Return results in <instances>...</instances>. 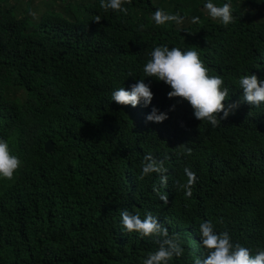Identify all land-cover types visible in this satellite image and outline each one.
Listing matches in <instances>:
<instances>
[{
    "label": "trees",
    "instance_id": "1",
    "mask_svg": "<svg viewBox=\"0 0 264 264\" xmlns=\"http://www.w3.org/2000/svg\"><path fill=\"white\" fill-rule=\"evenodd\" d=\"M60 1L31 16L29 1L0 0V139L20 160L0 178V264H142L164 237L124 231V209L154 216L180 245L169 264L207 255L206 220L250 254L264 249V103L243 102L237 84L264 79V0H213L230 4L228 25L204 0H125V13ZM157 10L178 22L156 23ZM157 45L197 51L228 88L229 115L199 121L169 86L144 78ZM138 78L148 106L111 101ZM152 107L167 118L146 121ZM148 163L157 170L141 176Z\"/></svg>",
    "mask_w": 264,
    "mask_h": 264
},
{
    "label": "clouds",
    "instance_id": "2",
    "mask_svg": "<svg viewBox=\"0 0 264 264\" xmlns=\"http://www.w3.org/2000/svg\"><path fill=\"white\" fill-rule=\"evenodd\" d=\"M124 2L125 0H100V7L125 13ZM203 8L207 10L210 18L218 19L224 25L230 24L234 18L228 2L217 6L213 0H204ZM153 19L156 23L178 22L177 16L164 14L160 10L153 13ZM148 57L142 67L144 78L152 77L169 86L170 90L166 95L169 98L179 97L186 101L192 108L195 119L204 120L214 127L235 108V104L226 106L222 103L228 95V88L224 86L221 76L208 74V69L197 51L157 45L148 53ZM144 78L136 79L127 89L115 88L111 92V101L132 107L138 104L148 106L152 100V92ZM237 84L243 102L252 106L264 103V79H258L255 74L241 75ZM166 118L167 113L155 107L145 115V120L150 122L158 123ZM19 166V158L11 154L8 143L0 139V178L11 179ZM154 170H157L155 166L148 163L142 167L141 176ZM185 173L191 183L194 174L187 169ZM161 199L166 200V197L161 196ZM119 215L120 224L126 232H136L140 236L164 237L159 241L158 248L143 259L142 264H169L174 255L181 254L180 245L166 236L154 216L146 213L141 219L139 215L130 213L127 209L122 210ZM199 243L207 250V255L203 259L197 258L194 264H264V249H258L254 254H250V249L233 242L227 232L215 231L213 223L209 220L199 225Z\"/></svg>",
    "mask_w": 264,
    "mask_h": 264
},
{
    "label": "rangeland",
    "instance_id": "3",
    "mask_svg": "<svg viewBox=\"0 0 264 264\" xmlns=\"http://www.w3.org/2000/svg\"><path fill=\"white\" fill-rule=\"evenodd\" d=\"M10 1L13 3L16 2V0H10ZM17 1L20 5L22 4V7H24V3H22L21 0H17ZM23 1H25V3L26 1H29V5L32 6V10L30 9L27 12V14H30L31 16H36L40 13V11H42L45 8V3L49 2L50 0H23ZM55 2L58 4L56 6L62 5V2L60 0H55ZM36 5L38 6V8H36Z\"/></svg>",
    "mask_w": 264,
    "mask_h": 264
},
{
    "label": "water",
    "instance_id": "4",
    "mask_svg": "<svg viewBox=\"0 0 264 264\" xmlns=\"http://www.w3.org/2000/svg\"><path fill=\"white\" fill-rule=\"evenodd\" d=\"M52 148V144L50 142V140H47L45 143H44V149L46 152L50 151Z\"/></svg>",
    "mask_w": 264,
    "mask_h": 264
}]
</instances>
